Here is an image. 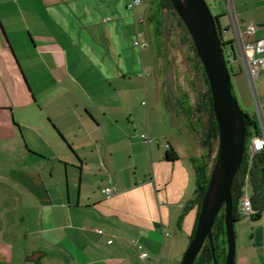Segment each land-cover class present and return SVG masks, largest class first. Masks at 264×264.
<instances>
[{
	"label": "crops",
	"instance_id": "obj_1",
	"mask_svg": "<svg viewBox=\"0 0 264 264\" xmlns=\"http://www.w3.org/2000/svg\"><path fill=\"white\" fill-rule=\"evenodd\" d=\"M153 1L0 0V264H180L204 150L159 75ZM245 1L220 27L233 58L264 38ZM241 220L234 264H264V211Z\"/></svg>",
	"mask_w": 264,
	"mask_h": 264
},
{
	"label": "water",
	"instance_id": "obj_2",
	"mask_svg": "<svg viewBox=\"0 0 264 264\" xmlns=\"http://www.w3.org/2000/svg\"><path fill=\"white\" fill-rule=\"evenodd\" d=\"M184 25L210 89L217 125V150L207 188L201 199L193 236L180 264H194L203 245L210 246L213 264H219L212 235L216 217L223 210L227 250L223 264H234L235 232L231 188L242 163L248 137L245 113L232 92L217 21L205 0H169Z\"/></svg>",
	"mask_w": 264,
	"mask_h": 264
},
{
	"label": "rangeland",
	"instance_id": "obj_3",
	"mask_svg": "<svg viewBox=\"0 0 264 264\" xmlns=\"http://www.w3.org/2000/svg\"><path fill=\"white\" fill-rule=\"evenodd\" d=\"M232 0H205L206 4L209 7L211 14L217 19L219 26L228 27L229 37H233L231 29V16H235L239 12L238 10L232 8ZM252 0H247L246 4L241 5V8L244 13L249 11L246 8H251ZM257 10H255V19L252 23L257 26L264 23V3H261V6L258 4ZM159 17V16H158ZM157 20H159L157 18ZM155 20V25L157 26V21ZM158 31L153 34H149V41L151 43V48L153 50L158 49V62L160 63L159 75L166 77L167 85L170 89L168 92H172L176 97L181 98L184 95L185 103H183V109L189 110L191 119L193 120L196 127L203 133L204 125L208 123V115L205 110H198V104H200L199 94L202 93V90L206 87L205 82L200 73H197L196 67L194 65V53L190 48L188 41H183L181 38L180 27L176 17H174L170 12H166L163 20L162 27V41H161V51L160 49V35L157 34ZM256 37H264V30H259ZM223 41L225 42V38ZM159 42V43H158ZM159 45V46H158ZM235 48V46H234ZM225 49L229 50V46L226 44ZM236 49V48H235ZM235 59L232 55L229 58V65L227 66L230 72L231 83L233 87V94L240 106V108L249 116L254 118L257 123L258 132H262L260 118L264 123V108L262 101L260 100L258 94L259 85L264 84V74L260 73L256 81L252 83V86L249 84V81L246 77L244 71L245 58L240 53L237 54L235 51ZM165 60V72H162L161 68L163 67V61ZM158 63V64H159ZM165 73V74H164ZM144 105L146 104L145 99H143ZM149 106V104H148ZM172 114V113H171ZM160 121H163V116H159ZM175 119V118H174ZM172 117L169 116L166 118L163 127H168L167 125L171 124ZM151 124H153L151 117ZM166 129V128H165ZM200 132V133H201ZM201 133V134H202ZM178 137L176 133V138ZM217 143L215 145L216 154ZM248 221L247 218L243 220ZM241 221H234V232H235V256L240 252V243L242 239L248 237L249 231L246 229L241 230L242 225ZM237 246V249H236Z\"/></svg>",
	"mask_w": 264,
	"mask_h": 264
},
{
	"label": "trees",
	"instance_id": "obj_4",
	"mask_svg": "<svg viewBox=\"0 0 264 264\" xmlns=\"http://www.w3.org/2000/svg\"><path fill=\"white\" fill-rule=\"evenodd\" d=\"M153 18L154 20H159L157 22L156 30L158 34L162 33L163 20L166 12H170L174 17H176L178 21V25L180 27L181 38L182 40L188 41L190 48L194 53V65L196 67L197 73H200L204 82H205V92L201 95L200 104H198V110H205L208 115V123L204 128L203 133L201 134L200 144L204 150V153L197 159H193V167L195 172V181H196V190L195 197L192 203L199 207L201 203V199L205 193L207 188V183L209 179L210 172L213 167V163L215 160V145L217 143V125L215 123V119L212 111V101L210 89L207 84V80L203 73V69L199 59L197 58L195 49L193 47L192 41L175 13L172 4L169 0H154L153 1ZM159 16V17H158ZM216 19V18H215ZM217 21V19H216ZM218 33L220 36L222 51L225 57L226 66L229 65L230 61L227 56H225V45L226 43L223 41L221 29L217 21ZM233 90V87H232ZM234 95V94H233ZM235 97V96H234ZM245 113V112H244ZM245 125L248 132V137L246 139V151L242 159V163L233 179V184L231 188V196H232V216L233 220L237 221L243 217L239 212V204L240 199L244 195V193H248L250 197V201L252 204V208L254 210V214L251 215L252 218H259L261 213L264 211V152L257 153L254 155L251 163L249 162L247 147L249 144V139L258 133L257 123L254 118L245 113ZM198 217V216H197ZM195 230V228H194ZM194 233V231H193ZM212 235L215 247V255L219 264L224 263L226 250H227V242L225 237V229H224V212L223 210L216 217L213 228ZM193 236V234H192ZM190 237V240L192 238ZM194 264H213L212 255L209 243L206 241L203 245L198 257L195 260Z\"/></svg>",
	"mask_w": 264,
	"mask_h": 264
},
{
	"label": "built area",
	"instance_id": "obj_5",
	"mask_svg": "<svg viewBox=\"0 0 264 264\" xmlns=\"http://www.w3.org/2000/svg\"><path fill=\"white\" fill-rule=\"evenodd\" d=\"M225 1V0H224ZM140 3V0H131L128 4V8L133 9L136 5ZM255 30L254 25H248L245 27V31L248 34L253 33ZM135 45L145 46V44H141L138 40L134 42ZM242 51L245 55V64L244 71L246 77L249 81V84L252 86V83L257 80L260 73H264V38L259 39L255 42L242 43ZM225 50V56L230 58L232 55L230 50ZM262 135H255L249 139V144L247 147V154L249 158V162L251 163L253 157L257 153L264 152V123L260 118ZM145 138V135H142ZM103 192L109 197L112 193L111 188H105ZM239 212L242 215H253L254 210L252 208V204L250 201V197L248 193H244V195L240 199L239 204ZM140 258H147V253L142 252L139 254ZM152 264V263H149Z\"/></svg>",
	"mask_w": 264,
	"mask_h": 264
}]
</instances>
